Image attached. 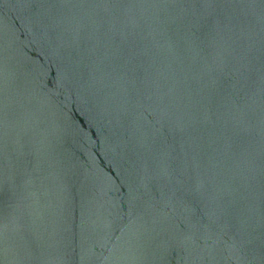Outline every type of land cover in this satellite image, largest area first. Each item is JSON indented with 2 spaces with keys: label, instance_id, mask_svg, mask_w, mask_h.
Masks as SVG:
<instances>
[{
  "label": "water",
  "instance_id": "95a60500",
  "mask_svg": "<svg viewBox=\"0 0 264 264\" xmlns=\"http://www.w3.org/2000/svg\"><path fill=\"white\" fill-rule=\"evenodd\" d=\"M0 264H264V0H0Z\"/></svg>",
  "mask_w": 264,
  "mask_h": 264
}]
</instances>
